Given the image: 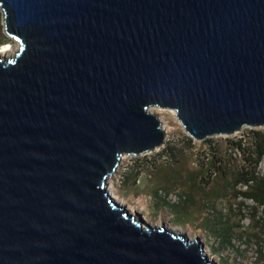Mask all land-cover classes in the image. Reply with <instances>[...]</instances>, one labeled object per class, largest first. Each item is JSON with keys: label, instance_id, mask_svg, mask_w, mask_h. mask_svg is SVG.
<instances>
[{"label": "water", "instance_id": "1", "mask_svg": "<svg viewBox=\"0 0 264 264\" xmlns=\"http://www.w3.org/2000/svg\"><path fill=\"white\" fill-rule=\"evenodd\" d=\"M0 264H215L118 204L174 112L197 141L264 128V0H0Z\"/></svg>", "mask_w": 264, "mask_h": 264}, {"label": "rangeland", "instance_id": "2", "mask_svg": "<svg viewBox=\"0 0 264 264\" xmlns=\"http://www.w3.org/2000/svg\"><path fill=\"white\" fill-rule=\"evenodd\" d=\"M6 44L12 47L9 52L12 57L19 45L6 36L0 11V49ZM157 109L153 112L166 127L163 147L138 157H123L117 172L108 179V186L132 213L141 214L149 223H164L190 240L199 239L208 259L215 264H264V224L260 227L255 224L261 217V209H256V217L252 218L254 203L235 195L245 187L231 182L221 173L215 175L206 170L207 160L213 154L222 158L224 172L229 174L240 168V155L233 150L231 143L247 139L252 130L264 133V128H245L231 136L197 141L184 133L172 111ZM256 171L258 176L264 175V158ZM185 200L191 202L188 209L191 217L182 212L178 214L171 207ZM208 201L214 211L224 216L230 210L232 212L230 223L236 228L230 244L223 247L220 240L202 226L201 218L210 215ZM238 208L241 209L240 215H236Z\"/></svg>", "mask_w": 264, "mask_h": 264}, {"label": "trees", "instance_id": "3", "mask_svg": "<svg viewBox=\"0 0 264 264\" xmlns=\"http://www.w3.org/2000/svg\"><path fill=\"white\" fill-rule=\"evenodd\" d=\"M248 138L239 139L236 142H232V148L240 155L242 165L240 168H236L232 173L224 172L222 164L224 163L222 158H218L216 154H213L211 158L207 160V172H212L215 175L227 176L231 179V182L240 184L245 187L244 191H239L235 195L241 196L245 199L251 200L254 203V212L252 218L256 217V209H261V217L255 222L258 227L264 224V175L258 176L257 166L264 158V133L259 131H250ZM190 200L179 203L175 206L174 212L180 214L181 212L191 217L189 209ZM210 213L209 216L201 218L203 221L202 226L208 231V233L214 238L220 240L222 245L230 244L232 233L234 232L235 225L230 223L231 210L229 214L224 216L221 212L214 211L213 205L208 201ZM253 209V208H252ZM236 215H240L241 209H237ZM155 214V213H154Z\"/></svg>", "mask_w": 264, "mask_h": 264}, {"label": "bare ground", "instance_id": "4", "mask_svg": "<svg viewBox=\"0 0 264 264\" xmlns=\"http://www.w3.org/2000/svg\"><path fill=\"white\" fill-rule=\"evenodd\" d=\"M18 46V45H17ZM11 49H12V47L10 46V44H6V45H4L3 47H2V49H0V57H2V58H10L11 57V53H9V52H11ZM153 109H155V108H153ZM153 109H152V113H154L153 112ZM157 110H159V109H157ZM174 113V112H173ZM154 114H157V113H154ZM158 114H159V112H158ZM161 114V113H160ZM161 116V115H160ZM164 128V131H165V129H166V127H163ZM167 132V131H166ZM108 191H109V193H110V195L113 197V199L118 203V204H120V205H123V206H126L127 204L126 203H124V202H122V201H119V198H118V196L114 193V191L112 190V187H110V186H108ZM128 208V207H127ZM129 210H131L130 208H128ZM132 211V210H131ZM130 211V212H131ZM133 212V211H132ZM131 212V213H132ZM191 241V240H190ZM204 254L206 255V253H205V251H204ZM207 256V255H206Z\"/></svg>", "mask_w": 264, "mask_h": 264}, {"label": "crops", "instance_id": "5", "mask_svg": "<svg viewBox=\"0 0 264 264\" xmlns=\"http://www.w3.org/2000/svg\"><path fill=\"white\" fill-rule=\"evenodd\" d=\"M136 189L138 190V189H139V187H137ZM135 193H138V191H137V192H135ZM146 220H147V219H146Z\"/></svg>", "mask_w": 264, "mask_h": 264}]
</instances>
